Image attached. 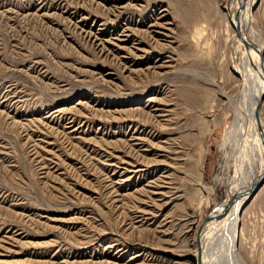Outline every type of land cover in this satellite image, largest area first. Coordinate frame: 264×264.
<instances>
[{"label":"rangeland","instance_id":"rangeland-1","mask_svg":"<svg viewBox=\"0 0 264 264\" xmlns=\"http://www.w3.org/2000/svg\"><path fill=\"white\" fill-rule=\"evenodd\" d=\"M229 2L0 0V264H201L214 209L249 183L228 138ZM261 184L238 216L243 264H264Z\"/></svg>","mask_w":264,"mask_h":264},{"label":"bare ground","instance_id":"bare-ground-1","mask_svg":"<svg viewBox=\"0 0 264 264\" xmlns=\"http://www.w3.org/2000/svg\"><path fill=\"white\" fill-rule=\"evenodd\" d=\"M254 3V0H230L229 3H226V6H228L226 14L227 17L229 16L228 18L233 25V29H231L233 30V33H231L233 34V39H235L233 45L235 49L233 59L234 68H232V70L234 75L237 76L240 81V86L238 87L239 97L234 100L230 98V101L234 103H232V105L235 107H232L230 105L231 103H229V105L234 108L233 112L235 111L237 114L236 121L233 123L232 127L229 128L230 134L228 135L231 146L234 148V155L232 156L233 162L231 164L235 166V169L239 173L238 175L249 182L247 185L248 188L246 192L239 195L236 200L233 198V202H231L230 199L229 202L222 203L214 209L211 228L210 230H207V234L203 237V247L201 248L202 250L200 249L201 254L199 253L200 256L203 257L201 258V264H215L216 256L219 254L224 255L228 259L227 264L235 263V261L238 262L236 264H243V262L241 260L239 261L237 258L239 256H237V253L235 252L236 246L234 245L237 234L240 235V229L238 228L236 230L238 227V216L240 215L243 206L246 205L258 189L257 187L256 191L249 197V188L252 187L254 190V187L257 186L258 183L262 186L261 182L264 179V107L262 105V98L264 95V67L262 64H264V62L260 55L261 50H264V47L260 42L258 44L259 48L257 50H251L250 55L249 47L251 45L247 47L250 40H248L249 37L247 38V34L244 31L245 18L248 17L249 10ZM161 26L162 25L159 22H151L147 32L152 33L154 32V29L151 30V28H159ZM237 28H239V30H237ZM238 31L242 33L243 39L239 37ZM247 56L255 59L253 61H256V65L259 69L258 73L262 79L260 78V80H258V75V78H256L255 74H258L254 71L256 70L254 69L256 65L254 66L253 62L246 60ZM143 166L145 167L144 169L139 168V170L136 169V171H138V173L147 171L149 166H147V164ZM193 166L192 164L189 165L190 168ZM125 170L127 169L125 168ZM132 171L135 172V170ZM155 181L157 182V180ZM154 184L157 186L156 183ZM220 263H222V260L221 262L219 261V264Z\"/></svg>","mask_w":264,"mask_h":264},{"label":"water","instance_id":"water-1","mask_svg":"<svg viewBox=\"0 0 264 264\" xmlns=\"http://www.w3.org/2000/svg\"><path fill=\"white\" fill-rule=\"evenodd\" d=\"M237 30H239V28H237ZM238 32H239V31H238ZM239 37L243 39V37H242V33H241V32H239ZM263 178H264V176H263ZM259 186H260V183H258L257 186L254 187V190H252V187L249 188V190H248V196L250 197V196L256 191L257 187H259ZM247 200H248V199H247ZM231 202H233V200H231ZM244 203H245V202H244ZM244 203H243V204H244Z\"/></svg>","mask_w":264,"mask_h":264}]
</instances>
